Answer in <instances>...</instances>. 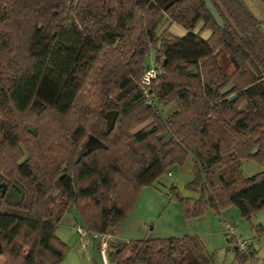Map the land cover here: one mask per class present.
Instances as JSON below:
<instances>
[{
  "label": "trees",
  "instance_id": "obj_1",
  "mask_svg": "<svg viewBox=\"0 0 264 264\" xmlns=\"http://www.w3.org/2000/svg\"><path fill=\"white\" fill-rule=\"evenodd\" d=\"M76 1L0 0V264H60L68 247L55 231L65 212L75 206L87 229L106 232L143 186L189 154L186 188L198 197L174 185L168 193L185 219L207 207L234 205L245 217L263 208L264 169L240 171L243 159L264 164V29L244 1ZM163 17L184 34L158 33ZM147 57L150 103L140 85ZM171 103L164 119L158 111ZM89 134L103 145L79 157ZM254 253L235 249L238 263ZM109 258L212 263L187 234L112 242Z\"/></svg>",
  "mask_w": 264,
  "mask_h": 264
},
{
  "label": "rangeland",
  "instance_id": "obj_2",
  "mask_svg": "<svg viewBox=\"0 0 264 264\" xmlns=\"http://www.w3.org/2000/svg\"><path fill=\"white\" fill-rule=\"evenodd\" d=\"M77 3L76 0H70ZM252 14L262 22L264 29V0H243ZM168 19L163 17L157 28L158 33L165 27L169 29ZM170 30L175 33H184V29L174 24ZM202 36L210 33L208 28H202L200 23L197 27ZM176 110L175 103L164 107L158 112L166 119ZM143 122L134 127L135 132L147 125ZM167 135L170 137L168 132ZM27 154H24L25 158ZM264 169L255 159H243L240 163V171L243 176L250 177ZM193 156L189 154L182 164L167 168L151 185L143 186L135 199L133 207L118 223L120 238L117 242L137 240L140 237L151 234L155 237H172L182 235H197L212 256V264H264V207L257 210L250 217L240 215L234 205H230L217 213L207 207L204 213L198 217L185 219L178 202L171 200L168 193L174 185L183 196L197 198L196 192L186 188L192 180ZM170 172V174H169ZM2 187L0 186V189ZM57 194V191L55 192ZM17 196L16 191L13 192ZM10 198H6L8 202ZM176 202V203H175ZM192 219V220H191ZM79 222L83 225L75 206L71 207L61 217L56 235L65 242L68 251L60 264H102L99 250L94 242H89L86 248H82L78 242V236L73 231L74 225ZM227 225L233 227V235L227 234ZM263 230L259 231L258 227ZM193 232V234H190ZM206 232V234H202ZM209 236V239H208ZM207 238V240H205ZM235 239L247 240L255 253L249 256L244 263H238L235 257V249L232 242ZM110 260V258H109Z\"/></svg>",
  "mask_w": 264,
  "mask_h": 264
},
{
  "label": "built area",
  "instance_id": "obj_3",
  "mask_svg": "<svg viewBox=\"0 0 264 264\" xmlns=\"http://www.w3.org/2000/svg\"><path fill=\"white\" fill-rule=\"evenodd\" d=\"M156 71L153 66L151 68H147L143 77L140 80V85L142 87V91L144 95L146 96V102L150 103L151 96H150V86H151V80L155 78ZM170 174V172H169ZM73 231L78 236V242L82 248H86L88 246L89 242H95L98 250L99 255L101 258L102 264H111L109 260V251H110V244L113 241V236L109 233V231L106 232H97L87 229L84 225L77 222L74 225ZM226 233L233 235V227L231 225H227ZM232 242L234 245V248L239 249L240 251L245 252L246 254H250V252L253 251V247L251 244L244 239H235ZM252 256V255H250ZM254 256L251 258L253 259Z\"/></svg>",
  "mask_w": 264,
  "mask_h": 264
},
{
  "label": "water",
  "instance_id": "obj_4",
  "mask_svg": "<svg viewBox=\"0 0 264 264\" xmlns=\"http://www.w3.org/2000/svg\"><path fill=\"white\" fill-rule=\"evenodd\" d=\"M207 4H208V6L210 5L208 1H207ZM212 12H213V10H212ZM213 14L215 15L214 12H213ZM145 66H146L147 68H151L152 64H151V59H150V57H147V59H146V63H145ZM234 97H235V96L232 95V96H230L229 99H233ZM114 116H115V112H112V113L110 112V113L108 114V117H109V121H110V122L113 120ZM164 135H165L168 139H170V137L167 135V133H164ZM100 145H103V143H102L98 138H96L95 136L89 134V135L87 136V138H86V139L80 144V146H79V157H80L81 155L85 154L86 152H88L89 150H92V149H94V148H96V147H98V146H100ZM0 186L2 187V188L0 189V194L3 195L4 192H5V190H6V188H7V185H6V183H0ZM15 188H16L18 191L15 190V189H13V188L11 187V188L9 189V192H10L11 194H13V192L16 191V194H17V196H15V197H16V200H17L18 202H20V201L22 200V198H23V191H22V189H21L19 186H15ZM138 264H141V263H138Z\"/></svg>",
  "mask_w": 264,
  "mask_h": 264
},
{
  "label": "crops",
  "instance_id": "obj_5",
  "mask_svg": "<svg viewBox=\"0 0 264 264\" xmlns=\"http://www.w3.org/2000/svg\"><path fill=\"white\" fill-rule=\"evenodd\" d=\"M174 24H171L170 25V27H169V30H170V28L173 26ZM171 31V30H170ZM172 32V31H171ZM175 34V33H174ZM184 33H179V34H176V35H178V36H181V35H183ZM210 33H208V35H209ZM208 35L207 36H203L204 38H206V37H208ZM176 203V202H175ZM192 220V219H191ZM117 227H118V224L116 225V226H114L113 228H111V229H109L108 231H109V233L113 236V241L112 242H117V241H119V238H120V235H118L119 234V230L117 229ZM190 234H193V232H191ZM202 234H206V232H203ZM150 238H157V237H155V236H153L152 235V233L151 234H148V233H146V235L145 236H143V237H140V239H150ZM208 239H209V236H208ZM205 240H207V238H205ZM203 243V242H202ZM94 245H96V243L94 242ZM204 245V244H203ZM97 246V245H96ZM204 247H205V245H204ZM206 248V247H205ZM212 264V263H211ZM255 264H257V262L255 263Z\"/></svg>",
  "mask_w": 264,
  "mask_h": 264
}]
</instances>
